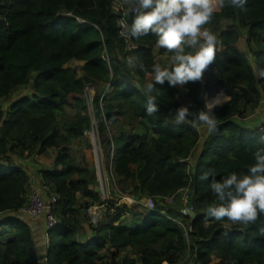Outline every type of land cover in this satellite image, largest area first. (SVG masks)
<instances>
[{
	"label": "trees",
	"instance_id": "16d2710c",
	"mask_svg": "<svg viewBox=\"0 0 264 264\" xmlns=\"http://www.w3.org/2000/svg\"><path fill=\"white\" fill-rule=\"evenodd\" d=\"M213 3L216 10L206 27L219 44L206 88L213 87L219 97L212 109L218 129L208 135L171 121L182 91L199 110L205 107L199 100L201 80L157 84L158 110L146 115L142 89L151 64L157 54L171 53L157 48L151 34L133 39L137 50L125 51L112 0H0V264H40L31 228L18 214L27 204L31 178L13 157L48 149L58 150L54 169L41 172L44 185L58 197V225L50 230L57 236H49L48 264H181L187 254L193 264H264V214L246 226L206 218L214 200L208 187L213 177L246 173L254 153L264 150L259 126L240 123L264 105L259 75L264 71V0H246L241 8L227 0ZM232 18L263 46L249 53L253 60L238 48L241 33L223 29ZM130 55L139 56L146 71L130 68L128 74ZM71 62L82 65L81 78L67 67ZM98 83L110 84V92H98L94 101L107 163L112 162L116 182L129 186L127 191L118 184L124 194L138 201L152 198L156 208L112 203L116 214L91 226L87 209L99 203L97 174L89 163H79L71 145L91 128L83 95L86 86ZM23 87L31 93L3 104ZM121 116H128L134 129L111 135ZM209 170L208 180H201ZM186 190L192 191L193 217L171 202ZM83 224L92 233L86 242L77 240Z\"/></svg>",
	"mask_w": 264,
	"mask_h": 264
},
{
	"label": "clouds",
	"instance_id": "9594fccd",
	"mask_svg": "<svg viewBox=\"0 0 264 264\" xmlns=\"http://www.w3.org/2000/svg\"><path fill=\"white\" fill-rule=\"evenodd\" d=\"M133 18L131 23L120 20V35L139 39L148 35L155 37L157 48L171 53L167 66L158 61L151 64L152 80L146 82L142 91L146 96V115L158 110L154 95L157 84L184 86L203 78L205 70L215 60L219 40L207 24L215 13L213 0H131ZM234 8H241L246 0H227ZM129 68L146 71L139 56L126 58ZM264 77V71L259 74ZM217 103V101H215ZM214 103L206 102L200 110H191L187 105L178 107L171 116L175 124H188L193 129H204L208 135L218 129L213 114ZM103 149V148H102ZM114 152V149H112ZM254 162L247 172H231L220 180L214 177L208 187L214 200L207 206L206 218L213 221H228L249 225L264 214V150H257ZM109 168H112L111 165ZM210 170L201 180H208ZM193 211V209H192ZM190 213V212H189ZM191 216V215H190ZM264 233V228L260 229Z\"/></svg>",
	"mask_w": 264,
	"mask_h": 264
},
{
	"label": "rangeland",
	"instance_id": "374dc122",
	"mask_svg": "<svg viewBox=\"0 0 264 264\" xmlns=\"http://www.w3.org/2000/svg\"><path fill=\"white\" fill-rule=\"evenodd\" d=\"M222 26H223V29L235 27L241 33V39L238 43V48L242 52L248 54V56H250L249 55L250 52H255L256 50H259V49H261V47H263L261 44H258L250 36L247 29H244L241 26V23L237 20V18H232L230 20L224 21ZM263 45H264V43H263ZM219 49H221V48H219ZM156 50H158V49H156ZM156 58H157L156 61L160 62L162 64V66H167L171 60V56L160 55V54H157ZM250 58H251L250 60L254 59V57H252V56H250ZM81 66L82 65L78 62H71L70 64L67 65V67H70L76 71L78 78H81L84 75L80 71ZM129 70H130V68L128 67V69H127L128 74H129ZM212 71H213V69H212ZM212 71H210L209 66H208V68L204 72L203 78L201 79V91L202 92L199 95V100L201 102H203L204 106H205L206 102H213L215 105L216 104L215 101H217V103L219 101V97L214 95L213 91H211V90H213V87L210 89L206 88L208 75H209V73H212ZM130 76H132V75H130ZM146 78H147L148 82L151 81L152 80V74L147 75ZM131 80H134V79L131 78ZM134 82H136V81L134 80ZM91 86L95 87L96 93L97 92L102 93V91H104L107 86H110V84L109 83H106V84L98 83V84L91 85ZM109 92H110V90H109ZM30 93H31V89L29 87H23V88L19 89L12 97H10L8 99V101L3 102V104L4 103L7 104L8 102L15 101V100H17L23 96L29 95ZM179 101H180L181 106L187 105L191 110H194V111L199 110V106L195 103V101L193 99L188 97L184 91L182 92L181 96L179 97ZM260 108H258L256 110L254 109V111L250 110L249 113L247 114V118L243 119L240 123H244V124L246 123L248 125L250 124L249 125L250 127H257L259 125V123L261 122V120H262L261 118H262L263 113H264V111H261ZM68 112L73 113L71 110H68ZM89 113L91 114V118H92L93 122L99 121L96 118L94 110H92ZM133 126H134V123L129 122L128 116H121L120 117V123L118 125L114 126L112 129L110 128L109 130L111 132V135H114V134L117 135L116 133L120 132V130H123L125 132H130L131 129L133 128ZM201 132L205 133L206 131L204 129H201ZM91 145H92V143H91L90 137L86 136L84 139H79V140L75 141L71 145V150H72V154L74 156H76V158L78 159L80 164H84V166H87V164L89 163L96 171V162H95V158H94V154H93V150H92ZM57 154L58 153H56V151L52 150V151H49L47 155L41 157L42 159H40V156H37V155L36 156H30V157H22V158L13 157V162L23 161V159H27L28 163L33 164V167H28L27 170L29 172H31L30 169L35 168L36 165H38L37 167L41 168V169H51L54 165V162H53L54 161V155L57 156ZM193 158L190 160L189 164H192ZM106 162H107V160L105 159V163H104L105 169H102V178L105 179V177H107V179H108V183L110 186L109 197H110V202L112 204V203H116L118 200V197H116V195H115L116 190H114L115 184H113V180L116 182L117 178H116V176L114 177L111 175V173L109 171V166ZM24 163H27V162H24ZM96 174H97V172H96ZM116 183H117L116 185L120 184L121 188L123 187V189H126V190H127V188L129 189V186L125 185L124 183H119V182H116ZM42 185L39 184L37 186L38 190L40 192L42 190ZM118 188H120V187H118ZM96 189H98V187H96ZM190 193H192L191 190H186V191L181 192L176 197H174L171 201L172 204H174V208H177V209L181 208V210L183 212L186 208L185 207V201L188 198ZM125 195H127V192ZM127 196H129V195H127ZM129 197H131V196H129ZM140 201H142V202L145 201V198H143ZM189 215H190V213H189ZM184 216H188V215H184ZM179 220L182 221L181 219H179ZM49 236H51L50 238H54L57 235H56V233L51 232V233H49ZM192 261H190L189 255L187 254L186 256L183 257L181 264H193Z\"/></svg>",
	"mask_w": 264,
	"mask_h": 264
},
{
	"label": "built area",
	"instance_id": "2783aa9c",
	"mask_svg": "<svg viewBox=\"0 0 264 264\" xmlns=\"http://www.w3.org/2000/svg\"><path fill=\"white\" fill-rule=\"evenodd\" d=\"M112 6L116 13L119 14L118 26H119V35H120V20H125L130 24L128 20V16H133L132 8L130 6V0H112ZM123 48L127 52H131L138 49L137 44L133 41L131 37L121 36ZM95 87L88 85L85 88L83 98L86 102L89 112L94 110V101L96 97ZM102 105V102H101ZM90 114V113H89ZM91 115V114H90ZM92 119V118H91ZM260 131L264 133V119L262 124L259 126ZM85 135L90 137L92 143V150L96 162V172L98 179V190H99V203L93 206H90L87 209V219L88 223L91 226H97L102 221H104L107 216H114L116 214L115 207H111L110 202V186L108 183L107 177L105 179L102 178V169H105L104 160L102 157L103 149H102V141L98 131V122H91V128L85 132ZM109 171L112 174V168H109ZM105 176V175H104ZM114 190H116V197H118L116 206L126 205L128 207L133 206H142L147 210H154L156 208L155 202L152 198L145 199V201H138L132 197H129L124 194L123 190L118 188L117 183L113 180ZM48 199V200H47ZM189 201V197L185 201V210L182 212L183 215H189V211L187 208V203ZM58 203V197L51 192V189L44 185L42 186V190L40 191H32L28 196L27 204L22 207L19 211L20 216H28L32 220H40L44 219L46 222L47 229L50 231L57 227L58 220L55 214V207ZM163 215L164 212H161ZM40 264H48V258L44 257L40 261Z\"/></svg>",
	"mask_w": 264,
	"mask_h": 264
},
{
	"label": "crops",
	"instance_id": "0c3cea01",
	"mask_svg": "<svg viewBox=\"0 0 264 264\" xmlns=\"http://www.w3.org/2000/svg\"><path fill=\"white\" fill-rule=\"evenodd\" d=\"M146 82H148L147 79L145 80V83ZM109 90H110V86H107L106 89L104 91H102V92H109ZM260 110L264 111V105L261 106ZM263 117H264V113H263V116L261 118L262 120L264 119ZM262 120L259 123V125L262 123ZM85 137H86V135L84 133L83 139ZM52 150H54V151H56V153H58L57 149H48L44 153L34 154L33 156L37 155V156H40V159H42L41 157L47 155L48 152L52 151ZM113 154H114V152L111 151V157L113 156ZM56 157L57 156L54 155V161H53L54 165H53V167L51 169H41V168L37 167L38 165H36L35 168H31L30 169L31 172H29L27 169H28V167H33V164L32 163H28L27 159H23V161L14 162L16 167H18V168H20L22 170H25L28 173V175L30 176V178H31V182H30L31 185H30V188L28 190L27 197L30 195V193L32 191H39L38 187H37L39 184L40 185H42V184L44 185L41 172L49 171V170L54 169ZM102 157H103V160H104V163H105V159L106 158H105L104 151H103ZM24 162H27V163H24ZM111 165H112V162H109L108 166L110 167ZM23 219L29 224V226L31 228V231H32V234H33V239H34V242H35L36 252H37V255L39 257V262H40L42 260V258L47 256L48 244H49V239H50L49 238L50 231L47 229L46 222H45V220L43 218L40 219V220H32L28 216L24 215ZM81 233H82L81 235L77 236V240H79L81 242H86L87 240L91 239V237H92V233L90 232V229H89V227L86 224H83V230L81 231ZM164 264H167V263H164Z\"/></svg>",
	"mask_w": 264,
	"mask_h": 264
},
{
	"label": "water",
	"instance_id": "95a60500",
	"mask_svg": "<svg viewBox=\"0 0 264 264\" xmlns=\"http://www.w3.org/2000/svg\"><path fill=\"white\" fill-rule=\"evenodd\" d=\"M209 69H210V71H212V65L211 64L209 65ZM75 74H76V71H75ZM187 208H188V211L190 212V215L193 217L195 214L192 211V203H191V198L190 197H189V201L187 203Z\"/></svg>",
	"mask_w": 264,
	"mask_h": 264
}]
</instances>
